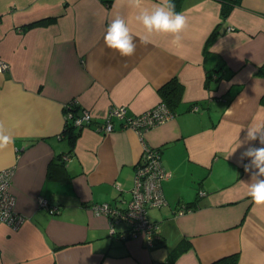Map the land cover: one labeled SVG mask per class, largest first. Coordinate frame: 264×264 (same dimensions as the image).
I'll return each mask as SVG.
<instances>
[{"label": "crops", "instance_id": "0c3cea01", "mask_svg": "<svg viewBox=\"0 0 264 264\" xmlns=\"http://www.w3.org/2000/svg\"><path fill=\"white\" fill-rule=\"evenodd\" d=\"M161 2L0 0L8 64L0 124L14 138L0 150V170L14 168L11 188L24 215L17 227L0 221V264H167L172 254L170 264H211L233 253L238 264H264V206L248 195L255 181L242 166L245 149L231 154L239 130L264 120V0H239L224 18L219 0H172L188 22L178 44L135 20ZM116 16L135 36L130 57L105 45ZM173 78L183 88L172 118L142 134L120 122L95 128L112 105L130 114L158 105ZM72 100L93 117L73 148L64 132ZM144 144L159 149L171 173L162 182L167 204L148 211L162 237L153 247L111 235L109 217L95 208L126 207ZM188 203L194 208L180 214Z\"/></svg>", "mask_w": 264, "mask_h": 264}, {"label": "built area", "instance_id": "2783aa9c", "mask_svg": "<svg viewBox=\"0 0 264 264\" xmlns=\"http://www.w3.org/2000/svg\"><path fill=\"white\" fill-rule=\"evenodd\" d=\"M8 67L4 59L0 57V73ZM77 101L72 100L66 105V116L73 120V125L82 128L93 122V117L88 109H82L74 116ZM197 109L198 105L192 106ZM176 113L161 101L158 105L140 113L130 114L128 106L124 104L112 105L102 121L96 122L95 128L103 131H111L115 127V119L119 120L122 127H130L142 134L145 130L175 116ZM141 161L136 166L134 185L131 190L132 197L126 207L112 206L110 203H101L95 206L96 211L105 214L110 219V234L116 235L122 240L143 237L148 247H153L161 241L158 224L149 218L148 211L152 207H160L167 204L162 182L171 175L160 161V151L157 148L144 144ZM13 167L0 170V221L17 227L24 220L16 208V197L12 192ZM204 192V191H202ZM201 192V193H202ZM39 203L48 206L47 199L40 197ZM51 211L55 209L50 208ZM189 210L185 205L179 209L182 214ZM7 215H3L4 212ZM124 223L126 229L119 230L117 225Z\"/></svg>", "mask_w": 264, "mask_h": 264}, {"label": "clouds", "instance_id": "9594fccd", "mask_svg": "<svg viewBox=\"0 0 264 264\" xmlns=\"http://www.w3.org/2000/svg\"><path fill=\"white\" fill-rule=\"evenodd\" d=\"M129 3L137 8L141 7V0H129ZM135 20L147 33L171 35L173 43L177 44L181 42V34L188 26L186 17L175 11L172 0H162L151 9L142 8ZM104 42L109 49L117 51L123 57H130L136 51L135 36L121 16H116L108 24ZM149 42L147 38L144 39V43ZM241 131H245L243 141L239 140ZM237 140L238 144L231 154L239 148L245 149L241 153L242 166L245 172L251 173L255 181L249 185L248 195L256 205L264 206V120L253 121L247 127L241 128ZM255 141H258L260 147L251 145L245 147L249 142ZM13 143L14 138L5 134L4 126L0 124V150L7 149ZM245 159L247 163H243ZM3 215L6 216L7 212L5 211Z\"/></svg>", "mask_w": 264, "mask_h": 264}, {"label": "trees", "instance_id": "16d2710c", "mask_svg": "<svg viewBox=\"0 0 264 264\" xmlns=\"http://www.w3.org/2000/svg\"><path fill=\"white\" fill-rule=\"evenodd\" d=\"M182 0H175V3L177 6L180 5ZM222 3V17H226L231 8L232 5L236 4L239 2V0H219ZM259 72H262L264 74V64H261V66H259ZM182 83L179 81V79L177 78H173L172 80H170L169 82L165 83L164 85H162V87L160 88V94H161V101H164L166 103V105L168 107H170L176 114V110L175 107H177V104L179 103V99L182 96ZM76 108L77 106L73 107V109ZM75 112L74 116L76 115ZM80 128H77L75 125H73V120L70 119V122H68V124L66 125L65 128V135L67 136V138L69 139L71 148H73L74 143H75V139L78 136L80 130H78ZM63 156V155H62ZM59 157L60 160H62L63 157ZM51 170H50V175H51ZM184 206V205H183ZM186 207H188V209H192L194 208L195 205L188 203L185 204ZM121 224V223H120ZM118 227V225H117ZM123 227H125V229L127 228V225L124 224ZM174 255L172 254L170 255V257L168 258V263L170 264L173 262L174 259ZM211 264H238V255L237 253H233L227 256H224L222 258L217 259L216 261L212 262Z\"/></svg>", "mask_w": 264, "mask_h": 264}, {"label": "rangeland", "instance_id": "374dc122", "mask_svg": "<svg viewBox=\"0 0 264 264\" xmlns=\"http://www.w3.org/2000/svg\"><path fill=\"white\" fill-rule=\"evenodd\" d=\"M115 122H119V120L115 119ZM121 225H124V223H121Z\"/></svg>", "mask_w": 264, "mask_h": 264}, {"label": "bare ground", "instance_id": "6f19581e", "mask_svg": "<svg viewBox=\"0 0 264 264\" xmlns=\"http://www.w3.org/2000/svg\"><path fill=\"white\" fill-rule=\"evenodd\" d=\"M47 201H48V199H47ZM48 204H49V205H48V207H49V206L51 205V204L49 203V201H48ZM50 208H51V207H50ZM52 208H53V207H52ZM54 209H56V208H54Z\"/></svg>", "mask_w": 264, "mask_h": 264}]
</instances>
